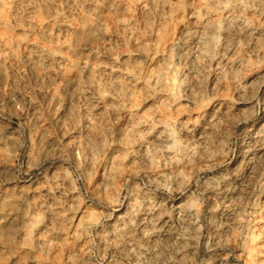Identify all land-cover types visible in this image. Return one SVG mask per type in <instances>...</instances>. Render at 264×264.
I'll return each mask as SVG.
<instances>
[{
	"label": "rangeland",
	"instance_id": "1",
	"mask_svg": "<svg viewBox=\"0 0 264 264\" xmlns=\"http://www.w3.org/2000/svg\"><path fill=\"white\" fill-rule=\"evenodd\" d=\"M0 264H264V0H0Z\"/></svg>",
	"mask_w": 264,
	"mask_h": 264
}]
</instances>
